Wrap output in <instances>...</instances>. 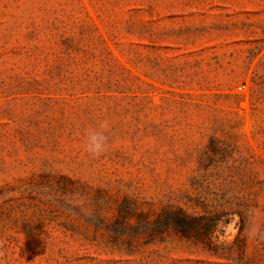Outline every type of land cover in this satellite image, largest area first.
I'll use <instances>...</instances> for the list:
<instances>
[{"label": "rangeland", "instance_id": "rangeland-1", "mask_svg": "<svg viewBox=\"0 0 264 264\" xmlns=\"http://www.w3.org/2000/svg\"><path fill=\"white\" fill-rule=\"evenodd\" d=\"M0 264H264V0H0Z\"/></svg>", "mask_w": 264, "mask_h": 264}, {"label": "clouds", "instance_id": "clouds-1", "mask_svg": "<svg viewBox=\"0 0 264 264\" xmlns=\"http://www.w3.org/2000/svg\"><path fill=\"white\" fill-rule=\"evenodd\" d=\"M109 125L107 122H102L97 129L87 130V143L85 145L86 152L94 158H99L106 150L107 137L105 131Z\"/></svg>", "mask_w": 264, "mask_h": 264}, {"label": "trees", "instance_id": "trees-1", "mask_svg": "<svg viewBox=\"0 0 264 264\" xmlns=\"http://www.w3.org/2000/svg\"><path fill=\"white\" fill-rule=\"evenodd\" d=\"M192 221H194V218L187 215L182 210L177 211V217L175 219V224L181 233L185 235L188 234L190 230L189 228L192 226V223H193Z\"/></svg>", "mask_w": 264, "mask_h": 264}]
</instances>
